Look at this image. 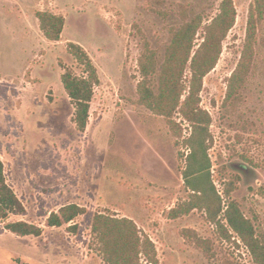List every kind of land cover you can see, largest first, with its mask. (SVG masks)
<instances>
[{"label":"rangeland","instance_id":"rangeland-1","mask_svg":"<svg viewBox=\"0 0 264 264\" xmlns=\"http://www.w3.org/2000/svg\"><path fill=\"white\" fill-rule=\"evenodd\" d=\"M219 1L0 0V160L25 209L24 215L0 222V264H104L91 231L96 213L134 217L140 235L154 245L157 264H222L225 259L254 264L223 213L235 203L264 246V15L237 92L225 103L252 0H233L235 24L216 66L202 80L199 107L210 117L209 193L219 198L218 214L210 215L215 203L210 210L187 212L200 204L201 194L184 178L189 139L200 135L198 127L179 110L165 118L138 101L145 46L155 52L159 69L169 30L182 24L183 5L189 17H202L197 49ZM38 12L64 18L57 42L44 37ZM70 43L88 54L99 78L83 133L72 122L74 106L61 83L65 71L85 76L69 53ZM189 78L187 68L185 86ZM150 86L158 91L156 75ZM186 95L187 90L181 101ZM68 204L85 208V215L47 227L48 215ZM17 221L40 227L41 235L21 237L4 229ZM71 225H77L76 232H68ZM196 239L206 243L208 255ZM140 263L147 264L143 256Z\"/></svg>","mask_w":264,"mask_h":264},{"label":"trees","instance_id":"trees-1","mask_svg":"<svg viewBox=\"0 0 264 264\" xmlns=\"http://www.w3.org/2000/svg\"><path fill=\"white\" fill-rule=\"evenodd\" d=\"M264 15V0H252L248 8L247 28L244 48L239 63L229 79L225 103L237 92L252 58L253 44L257 25ZM237 12L233 0H220L218 13L204 25L203 41L194 50V40L202 25V17L195 14L189 17L186 6H179V18L182 24L171 28L168 33V44L165 49V60L157 68L154 51L145 46V53L139 62V71L142 80L138 83L137 93L140 105L153 114L165 118H171L176 110L188 122L196 125L199 136L189 141L192 150L187 156L188 167L184 173L187 187L198 192L200 204L191 206L194 208L206 207L210 215L220 212L219 198H214L209 193L213 187L209 181L208 170L210 162L206 155L205 141L210 117L199 107V93L202 88L203 78L214 69L222 50V42L228 32L233 28ZM36 18L39 27L47 40L57 42L64 27V18L48 12H38ZM69 53L76 63L83 67L85 76H76L71 71H65L61 76L63 88L74 106L72 122L79 133H83L88 125L90 102L93 97V89L99 85L96 68L88 54L79 46L69 44ZM190 71L188 85L183 83L186 69ZM157 76L158 91L150 86V77ZM187 90V95L181 101V97ZM210 186V187H209ZM230 193V188L226 189ZM201 205V206H200ZM86 210L76 204H68L51 212L46 219L47 227H61L63 224H71L77 217L85 215ZM25 209L16 194L6 181L4 165L0 160V222H5L10 215H24ZM223 217L229 228L239 237L247 248L254 264H264V246L255 236L251 222L246 219L237 206L230 204L224 211ZM212 218V217H211ZM77 225L67 227L68 232H76ZM4 229L17 236L39 237L42 229L23 221L7 223ZM91 231L98 243V252L104 264H141L140 256L145 258L147 264H157L156 253L150 239L140 235L139 229L130 218H116L96 213L92 218ZM199 248L206 245L200 239L194 240ZM206 254L210 249L206 245ZM222 264H235L228 259Z\"/></svg>","mask_w":264,"mask_h":264},{"label":"crops","instance_id":"crops-1","mask_svg":"<svg viewBox=\"0 0 264 264\" xmlns=\"http://www.w3.org/2000/svg\"><path fill=\"white\" fill-rule=\"evenodd\" d=\"M126 217L130 218L131 220H134V222H136V224H137V221H136V219L134 217H132V216H126Z\"/></svg>","mask_w":264,"mask_h":264}]
</instances>
